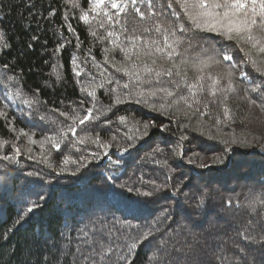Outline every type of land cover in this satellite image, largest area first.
<instances>
[{
  "label": "trees",
  "instance_id": "trees-1",
  "mask_svg": "<svg viewBox=\"0 0 264 264\" xmlns=\"http://www.w3.org/2000/svg\"><path fill=\"white\" fill-rule=\"evenodd\" d=\"M154 2L155 16L148 14L142 20L131 6L120 15L127 34L142 35L144 28H152L156 23L165 28L177 23L191 26L179 0H171V9L167 8L169 0ZM74 3L78 6L74 7L69 0H0V31L4 33V40L0 41V111L7 114V120L0 116V156L10 153L12 144L22 152L18 163L0 161V264H88L84 256L94 258L96 264H123L120 257L138 240L142 242L131 250L129 257L132 264H158L161 259L165 264H184L190 250L199 254L203 264H226L225 258H234L237 243L250 251L254 264H264V249L258 245L247 247L249 242L243 240L244 235L259 237L264 233V203H257L255 210L249 207L254 198L264 201V111L259 101L255 105L250 103V99L257 97L245 91L248 80L237 70L232 78L236 91L226 98L219 94L214 99L205 92L191 108L181 101L164 113L137 103L135 96L125 99L122 86L129 78L112 67L127 63L124 53L113 48L110 41L99 39L106 35V29L119 31V26L101 28L100 17L91 19L96 16L91 11L90 22L85 23L79 16L89 10L90 0ZM140 7L146 10L143 5ZM49 10L52 15H48ZM172 12L179 15L172 16ZM92 31H96L97 37L92 36ZM197 34L206 48L215 44L218 49L223 46L232 50L233 63L247 60L246 52L253 57L252 46L247 42L237 45L210 31ZM33 35L39 40L32 41ZM145 35L160 39L155 32ZM61 43L64 47L57 50ZM237 47L243 51H236ZM105 48H109L108 61L104 60ZM197 52L199 48L189 55ZM142 59L150 63L152 58ZM158 63L170 66L164 59H158ZM77 65L83 75H76ZM258 65L256 61V65L244 63L240 67L260 83L261 73L255 71ZM211 71L226 83L225 66H214ZM193 76L189 69V80ZM108 79L113 82L108 84ZM100 83L105 87L100 88ZM157 86L171 87L155 83L143 87ZM82 87L88 91L95 87V97L81 91ZM173 90L176 97L187 95L184 88ZM117 95L123 101L120 104L115 103ZM176 97L165 99L171 103ZM145 98L157 107L164 102L160 98ZM24 99L42 103L30 108L22 103ZM204 103L208 105L207 113L193 115L197 107L205 111ZM88 107L93 108L92 117L84 125L77 121L76 138L90 134L94 139L98 134L101 142L113 145L106 154L95 144L80 145L71 133L59 150L44 140L46 136L60 140L61 130L67 131L72 123L68 117L83 118ZM225 108L231 119L224 115ZM97 115L99 119H95ZM120 116H125L128 123L122 125ZM136 122H140L136 125L140 132L133 129ZM143 122L168 128H150L149 135L144 137ZM126 133L137 137L136 147L127 153L115 147L117 143L121 148L127 147ZM182 135L187 139L180 141ZM232 139L238 143H224ZM245 140L247 144L239 142ZM68 141L76 143V147L72 148ZM178 142L183 145L184 156L175 155ZM157 145L163 151L153 154ZM229 147L232 151L226 153V165L201 168L200 161L195 165L187 163V157L196 152L211 164L214 153H223ZM97 151L101 153L99 159L91 160L80 172L72 163L62 164L65 155L78 160L80 155ZM29 154L47 156L53 167L29 160ZM118 158L123 164L116 169L110 161ZM165 160L167 165L162 163ZM60 167L67 170L60 172ZM146 181L167 186L155 197H141L138 202H134L135 192L130 194L133 199L120 194L121 185L150 191L152 185ZM201 193L206 194V202L197 209ZM41 195L45 199L41 200ZM228 200L232 201L231 206L226 204ZM33 202L40 206L28 213ZM148 227L153 232L145 240L141 233ZM109 246L112 251H104Z\"/></svg>",
  "mask_w": 264,
  "mask_h": 264
},
{
  "label": "snow or ice",
  "instance_id": "snow-or-ice-1",
  "mask_svg": "<svg viewBox=\"0 0 264 264\" xmlns=\"http://www.w3.org/2000/svg\"><path fill=\"white\" fill-rule=\"evenodd\" d=\"M69 2L73 3L74 7L78 6L74 3V0H69ZM179 2L180 6L184 8L188 19L192 22L191 26H186L184 23H177L165 28L162 24L156 23L152 28H144V34L142 35L127 34L128 30L121 23L119 17L121 14L125 13L129 6L132 7L134 12L142 20L145 19L148 14L155 16L157 13L154 0H90L89 10L83 11L79 16L80 20L89 23V11H91L96 13V16H93L91 19H97V17H100L98 23L101 28H105V25H108L109 28L113 29L116 26H119V31L106 29V35L99 37V39L110 41L113 48H120L124 53V58L127 63L118 68L113 64L112 67L115 68L117 72H122L129 78V82L122 86L125 90L123 92L125 99H133L135 96L137 98V103L147 104L153 110L161 113L172 108L174 104L178 105L181 101L191 108L192 104H198L200 102L199 97L205 92L214 99L217 98L219 94H223L226 98L227 94L235 92L236 86L232 78L237 74L238 70L239 75L249 82L245 91L256 94L257 98L250 99V103L255 105L257 104V101H259V107L264 111V67L255 68V71L261 73V76L259 77L260 83H257V78L252 77L249 72L244 71L243 68L240 67V65L244 63L256 65V61L253 59L250 52L245 53L247 60L241 59L239 63H233L234 56L232 50L223 46L218 49L215 44L206 48L204 47L205 41H203L197 34L200 31L216 32L226 41H234L237 45L241 42H247L253 48H256L258 52L264 54V0H179ZM140 5H143L146 10L142 11ZM33 7H35V5H33ZM161 7L164 6L161 5ZM167 8H172L171 0L167 3ZM109 9L115 11L110 12ZM48 15H52L51 10L48 11ZM160 15H163V13H160ZM177 15H179V13L172 12V16ZM72 31L74 32V29H72ZM152 32L158 34L160 39L149 38V36L145 35ZM91 34L93 37H97L96 31H92ZM121 37H123V40H121ZM3 40L4 33L0 31V41ZM31 40L34 42L38 41L39 37L33 35ZM27 46L32 47V44H28ZM4 47L7 48L8 45L5 44ZM63 47V43L58 44L57 50L62 49ZM196 48H199V52L190 56L189 53ZM108 51L109 48L104 49L105 61H108ZM236 51H243V49L237 47ZM143 57H151V62H146L142 59ZM158 59L166 60L170 66L164 67L163 64L158 63ZM92 62L95 64V57H92ZM73 63H75V60ZM221 65L227 68L226 83H222V80L224 79L223 77L214 75L211 71L214 66ZM7 67L8 66L5 65V68ZM189 69L194 73L191 80H189L188 77ZM83 74V70L77 65L76 75L80 76ZM87 75L93 80L95 79V77H92L91 73H87ZM57 79H59V77H57ZM112 82V79H108L107 81L108 84H111ZM154 83L156 85L168 84L171 85V87H143L144 85H153ZM130 85H133V87H130ZM99 87L104 88L105 84L100 83ZM181 88L187 90V95L176 97V92L173 89L180 90ZM81 91H85L89 97H95L96 95L95 87H93L91 91L82 87ZM145 97L160 98L164 100V102L160 103L159 107H157L155 102L149 103V99H146ZM173 97L176 98L173 99L171 103L165 99ZM190 98H193L192 103H189ZM122 102L120 96L117 95L115 103L120 104ZM22 103L29 105L31 108L34 104L42 103V101L24 99L22 100ZM221 103H223V100H221ZM207 108V103H204V112H201L199 107H197L192 114L199 113L200 115H205L207 113ZM108 110L111 109L109 108ZM84 111L87 114L84 115L83 118H79L78 116L68 117V119L72 120V123L68 125L67 131L61 130L60 140H57L56 136H46L44 137V140L48 141L55 149L59 150L61 144L67 139L69 133H71L73 138L76 139V142L80 145L86 143L95 144L106 154L107 150L113 145L101 142L98 134L94 139L90 134L76 138L77 121L80 125H84L86 121H89L93 114V108L88 107L84 109ZM60 115L67 116L66 113H60ZM185 115L188 116L189 113L186 112ZM224 115L229 119L232 118L231 113L227 108L224 110ZM0 116H3L5 120H7L6 112L0 111ZM95 119H99V115H97ZM118 120L122 125L128 123L125 116L118 117ZM107 123H111V121H107ZM139 123L140 122H136V124L133 125L135 132H140V128L136 126ZM153 127H162L165 131H167L168 128L167 125L157 126L154 122H143L142 136H148L149 129ZM185 127H187V125H185ZM24 135H27V133H24ZM29 139L32 140V137H29ZM116 139L117 136L114 134L112 140L115 141ZM186 139L187 136L185 135L180 137V141ZM125 140L127 141V147L121 148L119 143L115 144V147L127 153L130 149L136 147L137 137L131 133H126ZM32 142L36 143L35 140H32ZM239 142L247 144L246 140ZM4 143L7 144L8 142L5 141ZM224 143L237 144L238 141L232 139L230 141L225 140ZM68 144H71L72 148L76 147V143H73L72 141H68ZM65 146L67 147V145ZM11 147L12 151L0 156V161L19 162L22 156L20 147H17L15 144H12ZM40 147L43 149V142L40 143ZM261 147H264V145H261ZM162 151L163 149L157 145L153 150V154ZM228 151H232L231 147L225 149V152L223 153H214L210 157L211 164L204 162V158L199 153L193 152L191 156L187 157V163L195 165L200 161L199 167L201 168H208L212 165H226V161L228 160L226 153ZM28 152L31 153V149H28ZM100 154L99 151L91 152L90 154L80 155L78 160L65 155L63 156L62 164L67 165L68 163H72L76 166V172H80L81 169L87 167L91 160L99 159ZM175 155L184 156L183 145L179 142L177 143ZM28 159L47 165L49 168L53 167L49 162L48 157L44 155L29 154ZM110 163L113 164L116 169H119L123 164V161L118 158L114 161H110ZM162 163L167 165L166 160ZM66 170L65 167L59 168L60 172ZM169 170L173 172L175 171V169L171 168H169ZM28 175L33 176L38 175V173H28ZM109 179H111V177H109ZM144 183L151 184L152 189L150 191H141L137 187L121 185L120 194L125 195L128 199H133L130 194L135 192L136 198L134 202H138L141 197H155L158 191L167 186L166 184L157 185L154 181H146ZM192 198L195 199V197ZM40 199L43 200L45 197L41 195ZM205 202L206 194L201 193L195 208H201L205 205ZM257 203H264V201L254 198L249 202V207L255 210ZM226 204L231 206L232 201L228 200L226 201ZM39 206L40 205L37 202H33L32 206L27 209V212L31 213ZM21 219H23V217H21ZM19 222L20 221L18 220L17 223ZM152 232L153 228L148 227L143 233H141V236L146 240L152 236ZM243 240L249 242L247 247L258 245L260 248L264 249V233H261L259 237L254 235H244ZM141 242L142 241L138 240L137 243L131 244L129 246V251L120 257L123 264H132V260L129 259V257L132 256L131 250L137 248L138 244ZM99 243L102 244V241ZM234 248L236 254L231 261H228L227 258H225L226 264H254L250 251H246L245 246H241V244L237 243L234 245ZM104 251L111 252L112 248L110 246L105 247ZM84 259L88 261V264H96L95 259L92 257L84 256ZM158 264H165V262L161 259L158 261ZM184 264H203V262L200 260L199 254L195 250H190L188 257L185 258Z\"/></svg>",
  "mask_w": 264,
  "mask_h": 264
},
{
  "label": "rangeland",
  "instance_id": "rangeland-1",
  "mask_svg": "<svg viewBox=\"0 0 264 264\" xmlns=\"http://www.w3.org/2000/svg\"><path fill=\"white\" fill-rule=\"evenodd\" d=\"M253 58L257 61V63L259 64V67H264V54L260 53L257 51L256 48H253ZM161 129H164L162 127H160Z\"/></svg>",
  "mask_w": 264,
  "mask_h": 264
}]
</instances>
